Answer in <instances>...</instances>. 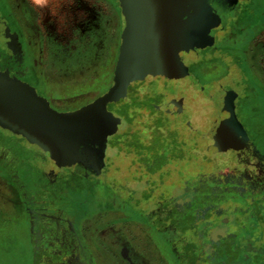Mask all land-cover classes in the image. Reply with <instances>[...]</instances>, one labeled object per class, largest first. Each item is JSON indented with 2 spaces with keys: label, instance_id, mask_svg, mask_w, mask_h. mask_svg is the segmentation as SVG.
Masks as SVG:
<instances>
[{
  "label": "rangeland",
  "instance_id": "1",
  "mask_svg": "<svg viewBox=\"0 0 264 264\" xmlns=\"http://www.w3.org/2000/svg\"><path fill=\"white\" fill-rule=\"evenodd\" d=\"M22 2L30 10L34 26H41L47 31L44 35V92L54 103L68 100L69 106H62L61 110L82 111L93 104L88 109L107 118L108 114L114 116L110 111L113 108L107 107L108 103L115 105L113 102L120 98L128 97L126 102H129L133 94L137 97L140 95L143 100L144 92L153 90L152 93H155L161 85V92L154 95H164L167 101L177 90H186V86L190 85V79L171 82L161 78L166 76L153 73L154 61L161 67L169 60L171 65H176L190 50L192 54L188 55L187 60L197 59L194 51L197 46L189 50H182L178 46V43L182 45L190 41L186 29H171L174 24L172 10L181 7L176 1L170 6V0H155L156 4L154 0H148L143 13L127 12V15L123 0H50L49 6L43 8L34 6L31 0H16L14 4ZM226 15L229 16V13L226 12ZM126 17L130 21L132 19L134 29H129ZM210 19L208 13L203 11L190 20L189 27L194 25L195 29L202 31ZM158 27L165 28L161 37L166 36L164 48L173 47V50L170 58L166 56L152 61L150 57H156L155 50L159 45L155 40L151 42V48H146L147 53H143V37L148 36L149 42V35L156 34ZM120 40L122 43L118 46ZM124 41L131 46L127 51L130 63L122 50ZM203 44L201 40L196 50H203ZM248 52L249 67L264 86V30L253 40ZM144 54L147 57L141 59ZM143 63H148V71L137 73L138 65ZM180 64L183 69L184 64ZM118 66L122 69L133 68V80L129 84L126 81L128 78L120 75ZM184 70L188 71V67ZM65 73H69V81L61 79ZM224 73V68L218 65L205 68L199 78L210 81ZM113 80L114 85L110 87ZM122 86L127 89L126 93L116 96L118 100L108 102L105 96L111 89L119 92ZM219 95L214 96L215 106L204 94L198 96L200 99L194 97L181 103L178 111L180 115H185L178 121L180 125L172 120L168 107L161 114L162 121L159 119L158 124L153 118H142L146 114L145 110L132 109V115L129 113L131 119L134 117L132 124H129L128 119L119 118L115 133L109 135L113 141L120 138L116 147L112 143L108 151L107 165L111 174L108 178H100L105 189L104 197L110 195L118 201L109 208L115 210H94V215L84 226L81 221L76 224L78 229L83 227L78 234L93 264H102L105 261L102 257H106V254L108 261L105 264H264V211L261 209V215V211L252 206L255 200L264 206V197L261 198L262 193H257L255 187V183L262 180L257 175L260 172L262 174V171L258 169L257 174L249 173L247 178V169L243 167L245 173L242 176L249 183L237 181L231 188L230 182L233 183V179L241 175L238 161L244 162L247 154H235L229 140L225 139L229 118L219 108L222 100ZM116 108L120 109V106ZM21 109L24 116L30 115L24 107L21 106ZM27 124L40 128L44 133L52 130L59 134L61 131L57 122H46L32 116L27 117ZM163 132L166 138L168 132L175 133V144L178 146H173L172 151L167 149L164 154L168 157L172 153L177 157L170 156L160 171L150 174L151 168L145 165L142 168L137 160L146 161V153L141 152V157L135 153L140 154L138 148L153 143V134ZM31 144L47 153L45 156L48 159H30L25 155L24 162L29 161L33 167L24 166L22 172L33 173L40 179L47 178L50 181L57 174L67 175L64 168H58L59 164L50 152L39 144ZM130 145L137 146L138 151L134 149L135 153L131 152ZM55 157L66 161L64 156ZM71 173L72 169L69 168V175ZM7 176L11 175L0 172V264H28L32 258L28 210L22 203L20 190L4 178ZM114 176L118 183H114ZM23 183L26 187L29 185L26 181ZM107 188L115 192L117 197L109 193ZM248 190L255 195L252 196ZM101 202L108 205L105 199ZM255 211H259L257 216L252 215ZM253 216H256L257 225L249 226ZM162 221L178 226V231L176 229L173 235L163 227ZM94 226L97 229L92 231ZM33 231L37 233L35 244L41 247L45 236L39 235L35 226H32ZM168 240L175 243L177 252L173 251ZM47 249L49 246L43 250ZM111 257L114 263L110 261ZM79 260L86 264V258ZM45 263L48 264V261Z\"/></svg>",
  "mask_w": 264,
  "mask_h": 264
},
{
  "label": "flooded vegetation",
  "instance_id": "2",
  "mask_svg": "<svg viewBox=\"0 0 264 264\" xmlns=\"http://www.w3.org/2000/svg\"><path fill=\"white\" fill-rule=\"evenodd\" d=\"M15 1L0 0V100L9 98L11 89L20 88L29 92L27 86H30L40 97L47 99L54 109L60 112H72L60 108L69 106L68 100L58 101L56 103L59 104H56L45 94L43 66L46 65L44 35L47 31L41 26H34L32 14L24 2L15 5ZM194 6L204 8L198 1ZM14 8L18 10L15 11ZM180 8H186V6L181 5ZM118 14L121 17L119 10ZM222 16L224 18V15ZM213 21L215 25L204 39V49L196 50L198 45L194 49L197 59L194 57L190 61L187 60L188 55L192 54L191 50L180 59L184 67H188V75L175 80L161 77L171 82L190 79V85L186 86V90H177L175 95L167 101L164 95H154L161 92L163 89L161 85H157L159 90L155 93H152L153 90L144 92L143 100L140 95L137 97L133 94V99L129 102H126L128 97L120 98L119 101L113 102L115 105L108 103L107 107L113 108L110 111L114 113L113 118L109 120L117 125L119 118L121 120L128 118L123 108L131 107L135 111L145 110L146 114L142 118L145 117L147 120L153 118L152 120L158 122L162 118L161 114L168 107L171 110L172 120L177 123L185 115H180L178 111L181 103L204 94L215 106L214 96L220 94L219 97L222 100L219 108L228 118H233L239 124L238 136L243 140V147L233 152L247 154L244 158V167L247 169L248 178L249 173L257 174L258 169L262 171V174L261 172L257 174L262 177L261 182L259 180L255 183L257 193H262V198L264 197V86L249 67L248 48L264 30V0L240 1L234 13H230L226 20L221 22L214 16ZM121 43L120 40L118 46H121ZM218 65L225 70L223 76H216L210 81H202L199 78L205 68H215ZM113 85L114 80L110 87ZM117 105L120 109L116 108ZM3 107L5 106L2 105ZM3 119L0 122V172L4 175L10 174V177L4 178L20 190L22 203L28 210L31 229L35 226L40 232L39 235L45 236L40 245L42 248L37 247L35 244L37 233L32 232L35 250L34 264H47L45 261H48V264H83L80 258H86V264H93L78 234V231L82 232L83 227L78 229L76 224L94 214V210L98 212L115 210L109 208H112L117 200L110 195L108 198L104 197L105 189L100 182V178H108L111 174L107 159L113 138L105 136L106 166L101 174L96 175L92 169H86L76 163L72 167L58 166L59 169L64 168L67 175L57 174L54 178L51 177L50 179H53L50 181L47 178L40 179L41 177L33 173L22 172V167L32 166L29 161L24 162L25 155L30 159L37 157V159L47 160L48 156H45L47 153L31 144L24 136L17 135L8 127H4L5 119L4 121ZM100 121L97 117L84 118L92 136L98 134ZM69 168L72 169L71 175H69ZM23 181L29 185L26 187ZM107 190L111 189L107 188ZM33 194L34 198L31 199ZM104 199L108 205L101 202ZM256 204L260 211L261 209L264 211L262 204L257 202ZM259 214L262 215L263 212ZM262 216L264 218V215ZM167 242L173 251L177 252L175 243L169 240ZM45 246H49V249L43 250ZM77 258L79 259L76 261Z\"/></svg>",
  "mask_w": 264,
  "mask_h": 264
},
{
  "label": "water",
  "instance_id": "3",
  "mask_svg": "<svg viewBox=\"0 0 264 264\" xmlns=\"http://www.w3.org/2000/svg\"><path fill=\"white\" fill-rule=\"evenodd\" d=\"M180 3V5H185L186 8H176L172 10V18H174L173 28L176 30L186 29V33L190 41L187 44L178 46L182 50H189L194 48L200 44L201 40L204 41L207 33L210 29L215 25L213 21V17L215 16L221 22L226 20L227 15L226 12L233 13L236 9V6L240 3V1H248V0H170L169 5L171 6L173 3ZM197 1L200 5H203L204 8H195L194 5H197ZM125 6V14L127 12H131L134 14H141L146 10L148 0H123ZM154 4L155 0H154ZM161 9V8H160ZM173 9V8H167ZM207 12L208 16L211 17L209 23L202 27V31H198L192 25H190V20L195 16L199 15L201 12ZM224 15V18L223 16ZM128 17V16H127ZM126 17V18H127ZM128 27L135 28L132 22L127 18ZM133 26V27H132ZM170 29V30H171ZM156 34L149 35V42H147V37H143L145 44V50L143 53H147L148 49L151 48L153 44L151 42L155 41L159 45L155 50L156 57H150V60L154 61L156 58H170V54L173 50L164 48V43L166 42L165 37L161 38L164 35L165 28L158 27L156 29ZM169 30V29H168ZM137 31V35H138ZM161 38V39H160ZM126 39V37H125ZM194 44V45H193ZM131 48L130 44H124L122 46V50L124 55H126V60L128 63L127 51ZM152 51V50H150ZM154 51V50H153ZM144 56H141V59H144ZM147 59V58H146ZM181 60L177 61L176 65H171L170 60L165 66H160L158 62H152V66H155L154 75H162L168 78H181L188 75V71H185L184 68H181ZM121 73L120 75H124L127 81V84L133 80L132 72L133 68L122 69L121 66H118ZM141 71H148V63H143L138 65L137 73H141ZM136 78V77H135ZM28 91L23 89H11V94L9 98L0 100V122L3 119V126L8 127L10 130L23 135L25 138L29 140L30 143H35L41 145L47 152L51 153V157L57 161L58 166L64 167L69 165L72 166L74 163L81 165L84 168H90L94 171L96 175L102 173V170L105 168V158H106V149L107 142L106 137L108 135H112L115 133L116 126L114 122H112L110 114L106 116L100 115L98 112L90 111L89 107L83 108L82 111H72V112H60L53 107H51L50 102L38 95L36 90L33 87L27 86ZM127 90V89H126ZM125 86L119 88V92L114 91V88L111 89V92L105 96L109 101H116L118 98L116 96L126 93ZM120 93V94H119ZM2 105L5 107L2 108ZM21 106L25 108L28 112V116H24L21 113ZM2 108V109H1ZM110 115V116H109ZM32 116L42 121L46 122H57L59 124L60 133L57 131L49 130L47 133L41 131L40 128L29 126L27 124V117ZM94 118L97 117L100 121L99 123V132L96 136H92L89 133L87 128V124L84 122V118ZM232 117V116H231ZM119 122V120H118ZM228 125L227 129V139L231 133L236 132L235 136H233V140L229 141V145L233 148L240 149L243 147V140L239 139L238 132L239 124L233 118H229L226 122ZM101 136L103 138L101 139ZM35 138V139H33ZM98 139V140H97ZM229 139V138H228ZM97 140V141H94ZM225 141V140H224ZM98 142V144H97ZM61 155L66 157V161L61 160L55 156Z\"/></svg>",
  "mask_w": 264,
  "mask_h": 264
},
{
  "label": "trees",
  "instance_id": "4",
  "mask_svg": "<svg viewBox=\"0 0 264 264\" xmlns=\"http://www.w3.org/2000/svg\"><path fill=\"white\" fill-rule=\"evenodd\" d=\"M264 94V93H263ZM123 111L126 113V115H127V119L129 120V124H132L133 122H134V117L131 119V116L129 115V113H131V115H132V108L131 107H125V108H123ZM160 120L162 121V119L160 118ZM160 120H158V122H156V124H158V123H160ZM149 124V123H148ZM177 125H180V123L179 122H177L176 123ZM151 125V124H150ZM161 125V124H160ZM160 125H158V127H161ZM149 130H150V128H149ZM151 131V130H150ZM235 133L236 132H233V133H231V135L227 138L230 142H231V140H233V136L235 137ZM164 134H166V133H162V134H159V133H155V134H153L154 136H155V140H153V143H151V145L150 146H146L145 148H138L139 149V151H138V149H136L137 148V146H133V145H130L129 146V149H130V151L132 152H134L135 153V150H137L138 151V153H140V154H136L135 153V155H137L138 157H141V156H143V154L141 153V152H145L146 153V161H142V162H140L139 161V158H137V160H138V163L141 165V167L143 168V166L145 165V166H148L149 168H151V171H150V174H153V173H156V172H158V171H160V169L162 168V166L163 165H165L166 164V162L167 161H169V159L171 158L170 156H172V157H177V156H175L174 154H172V153H169L168 154V157L166 156V154H164V152L168 149L169 151H172V147L174 146V148H175V146H178L177 144H175V139H174V134L175 133H167V138H166V136H164ZM116 138V137H115ZM171 139V140H170ZM120 140V138L119 139H117L116 138V141H113V144H114V146L116 147V143L118 142ZM133 141H134V144H136V141H135V138L133 139ZM197 144V143H196ZM195 144V145H196ZM194 145V146H195ZM198 145H199V143H198ZM133 150H132V149ZM135 149V150H134ZM193 149V148H192ZM232 150H238L237 148H231ZM240 150V149H239ZM164 154V155H163ZM180 156H182V154H179ZM173 160V159H172ZM137 162V161H136ZM239 163H240V166H239V170H240V173H241V175L240 176H238V179H233V183H231L230 182V186H231V188H232V184H234L235 182H237V181H246V182H248V180H246V178L245 177H243L242 175L245 173V171H243V167H244V165H245V160H244V162H241V160H239L238 161ZM237 162V163H238ZM227 170V169H226ZM246 175V174H245ZM248 178V177H247ZM114 183H118L117 181H116V179L114 180ZM223 189H225V188H223ZM226 189H228V188H226ZM225 189V190H226ZM248 189H250V188H248ZM228 190H230V189H228ZM232 190V189H231ZM247 192H250V190H248ZM109 193H112L113 195H116L117 196V194L115 193V192H112V190H109ZM251 193V192H250ZM252 194V196H254L255 194L254 193H251ZM250 194V195H251ZM232 204H234V203H232ZM233 206V205H232ZM234 206H235V204H234ZM252 206H255V209H258L259 210V208L257 207V204H256V200L254 201V203L252 202ZM239 208H241V206H239ZM244 207H242L241 209L244 211L245 209H243ZM257 212H259V211H255V212H253L252 213V215H256L257 216ZM256 216L254 217L253 216V220H252V223L249 225V226H251L252 224L253 225H257V219H256ZM259 217H260V215H259ZM256 220H255V219ZM167 221H165V223H166ZM169 222V221H168ZM261 222V221H260ZM162 223V225H163V227H166V229L167 230H170V232L174 235L175 234V232H177L178 231V226H175V225H173L172 223L171 224H165L164 223V221H162L161 222ZM264 225V224H263ZM262 227V226H261ZM264 227V226H263ZM176 229H177V231H176ZM264 235V234H263ZM264 237V236H263ZM264 241V240H263ZM253 254V253H252ZM254 256V255H253Z\"/></svg>",
  "mask_w": 264,
  "mask_h": 264
},
{
  "label": "crops",
  "instance_id": "5",
  "mask_svg": "<svg viewBox=\"0 0 264 264\" xmlns=\"http://www.w3.org/2000/svg\"><path fill=\"white\" fill-rule=\"evenodd\" d=\"M61 77H62L61 79L65 78V80H68V81H69V73H65V74H63ZM77 79H78V78H77ZM93 215H94V214H92L91 216H87V217H85L84 220H82V226H84V223H85L86 221H88ZM96 229H97V228H96L95 226L92 227V231H95ZM30 240H31V244H32V250H31V253H32L31 257H32V258L30 259V261L28 262V264H34L35 250H34V246H33V242H32V229H31V225H30ZM102 258H103L105 261H108L107 254H106V257L103 256ZM105 261H103L102 264H105ZM110 261H111L112 263H114L112 257H111Z\"/></svg>",
  "mask_w": 264,
  "mask_h": 264
},
{
  "label": "clouds",
  "instance_id": "6",
  "mask_svg": "<svg viewBox=\"0 0 264 264\" xmlns=\"http://www.w3.org/2000/svg\"><path fill=\"white\" fill-rule=\"evenodd\" d=\"M31 3L34 6H38L40 8L49 6L50 0H31Z\"/></svg>",
  "mask_w": 264,
  "mask_h": 264
}]
</instances>
